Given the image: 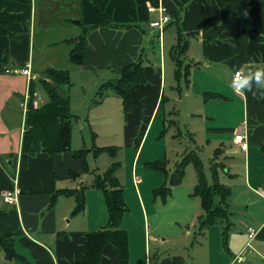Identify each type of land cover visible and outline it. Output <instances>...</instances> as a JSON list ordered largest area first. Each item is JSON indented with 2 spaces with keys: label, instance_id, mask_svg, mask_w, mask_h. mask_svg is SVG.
<instances>
[{
  "label": "crops",
  "instance_id": "obj_1",
  "mask_svg": "<svg viewBox=\"0 0 264 264\" xmlns=\"http://www.w3.org/2000/svg\"><path fill=\"white\" fill-rule=\"evenodd\" d=\"M57 1L64 2V0L53 2L57 3ZM183 1L77 0L80 17H77L79 24L76 25H81L82 33L84 25L101 23V26L91 31L84 40V64L78 67L85 71L103 73V76L107 75L103 71L112 70L111 72L115 75L119 68L141 58L147 82L137 84L132 89L141 98L143 109L132 107L126 114L125 125L126 129L134 135L137 124L145 121L139 131L137 150L141 148L147 132L150 134L162 103L165 101L166 104L171 100L179 99L182 103L179 114L175 113L177 118L169 120V123L175 126L176 124L183 125L178 123V118L183 111L190 120L184 127L193 147H196L193 150L201 151L211 145L212 152H214L211 162H219L225 170L226 176L223 177L225 179L220 181L231 190L228 197L231 232L229 231L230 240L227 247L222 248V233L219 224H214L199 234L195 233V241L200 238L204 240L200 243V246H203L201 250L195 251L196 255L194 253L187 258L182 252H175L160 257L158 253V260L155 264L245 263L248 260L246 255L251 259L254 253L259 256L264 254V95L256 89L244 90L242 95H238L231 86L230 80L231 75L237 69L244 70L246 74L264 69V0H240L243 3L242 9L225 0H189L179 24L185 34L192 31L195 33L187 37L188 47L182 55L183 76L179 81L175 78L176 65L172 58V48L176 44L177 35L176 39L172 34L168 36V44L171 46H169V55L175 68L174 82H172L170 76L173 68L165 58L166 38L164 36L160 39L159 30L150 25L158 18V12H150L148 9L150 6L158 8L162 3L171 16V22H174L175 15L178 14ZM36 3L37 0L27 3L0 0V12H7L15 18L6 26L13 36L5 34V28L0 26V58L2 59L0 75L14 74L12 69L26 67H30L31 74L37 77L36 80L44 74L35 67L32 54L35 41L34 10ZM95 7L112 22L133 26L131 28L108 27L104 25L108 20L97 14ZM166 29L167 27L164 32ZM81 34L76 37L78 38ZM73 38L62 42L71 44ZM155 40L159 41L160 57L158 60H153V56H148L146 52L154 45ZM186 69H188V74L185 73ZM18 74L27 77L22 73ZM47 79L50 80L49 77ZM29 84L26 78L25 94L15 101L22 115L17 145L19 149L14 153L15 157L10 155L7 160L8 166L0 162V229L12 236L16 252L15 258L9 261L0 249V264H72L84 258L85 235L90 231L107 226L108 210H106L105 198V204L97 200L98 204L95 208L92 203H89L87 195L85 209L81 213L71 214L70 217L60 215L57 209L58 203L62 197H65L60 195L56 200V206L49 207L41 216L39 215L36 209H42L48 205L50 194L44 195L45 198L38 205L37 195L28 194V191L51 187L53 173L50 171L54 169L56 159L69 152L55 155L39 153L36 157L30 158L28 164L20 158L24 120L28 109L23 108V101L29 91ZM167 84L170 89L169 96L166 95ZM60 87L65 90L66 85ZM57 88L60 93L59 86ZM12 96L15 97V94L13 93ZM34 99L36 107L45 104L40 102L38 96ZM8 100L6 99L5 102L7 103ZM29 101H25V106L29 104ZM240 129L246 134L248 147L245 151H241L233 141ZM8 148L9 146L0 151L1 154H7V159ZM15 158L14 180H17L22 194L17 204L10 205L2 200L1 193L12 189L15 185V182L12 183L6 176V170L9 166H13ZM62 176H65V172ZM43 181H46L47 185H44ZM63 183H66V180ZM72 183L73 188H79V182L72 181ZM179 185L172 186L173 190L179 189ZM193 190L192 192L187 191L189 194L187 196L181 195V205L192 207L193 211L189 212L188 218L179 217L180 229L172 232L173 234L170 235L172 237L184 236L189 239L192 235L190 230L183 232L179 222H191V225H195L197 221L196 208L197 204H200V198L192 195ZM70 196L73 195L67 197ZM172 198L175 199V196ZM71 204L75 207L76 201H72ZM157 215L158 212L154 209L152 219ZM233 216H238L239 223H235L236 219L234 221ZM123 220L120 227L128 232L129 264H150L148 261L150 249L146 236L148 234L150 236L154 225L151 226L149 223L148 232L144 219V236L138 241V248L134 249L130 225H125ZM220 226L223 228V225ZM249 229H253L256 234L253 239L257 248L256 252L254 250L247 252ZM160 232L164 233L162 230ZM153 239L163 244L168 238L166 236V239L156 237ZM245 252L247 254L244 256ZM238 256H242L243 260L237 261ZM250 261L248 264H254L252 260ZM118 262L117 248L112 244L107 245L103 249L101 264H118Z\"/></svg>",
  "mask_w": 264,
  "mask_h": 264
},
{
  "label": "rangeland",
  "instance_id": "obj_2",
  "mask_svg": "<svg viewBox=\"0 0 264 264\" xmlns=\"http://www.w3.org/2000/svg\"><path fill=\"white\" fill-rule=\"evenodd\" d=\"M53 1L54 0H37L35 6L34 19L36 21V26L32 52L34 65L41 73H44L48 68L68 72L70 83L66 85L65 90H62L63 87L60 86L59 89L61 95L69 98L72 112L77 116V122L74 123L73 127L71 152L56 159L57 162L54 165V169L50 171L53 173L51 175L53 176L51 177L53 179L51 182L52 185L51 187H44L42 190L83 188L85 199H87L88 195L89 203H92L93 206L97 208V200L102 204L105 203L102 192L93 187L95 176L98 174L102 175L108 170L115 169V175L123 188V197L127 205V211L123 222L125 225H130L134 249L138 248V241L143 239L145 219L148 232L149 223L151 226L154 225V230H152L150 236L149 234L146 236V241L150 249V253L148 254V261L150 264H155V261L158 260V253H160V257L175 252H182L186 257L194 255L195 251L201 250L203 246H200V243L204 241L202 238L197 241L194 240L195 233L199 234L198 216L202 214L201 204H197L198 207L196 210L198 211V216L195 225H191V222H179L183 232L187 230L191 231V237L187 239L184 236H170L173 234L172 232L180 229L178 224L179 217L185 216L188 218L189 212L191 213V211H193L192 207L188 208L187 206L181 205V195L187 196V191L189 190L192 192L198 178L197 170L194 165L188 164L185 167V174L179 185V189L173 190V187H171L176 164L182 161L184 153H191L194 151L193 148H196L195 146L193 147L189 138L190 136L186 134L184 125H187L190 120L184 115L183 111L178 118V123L183 125L179 126L176 124L175 126L169 123V120L177 118L175 117V113L178 112L179 114L182 103L179 102V99L171 100L166 104L165 101L162 103L161 110L152 128L149 127V129L151 128V132L150 134L147 132L143 144L138 151L137 140L139 131L145 124V121H140V123L137 124L134 129L135 134L132 135L130 133L131 131L125 127L127 117L124 111L122 98L112 90L104 91L106 95L102 100L98 94L103 85L118 76V72L114 75L111 72L112 70H105L103 72L107 75L103 76V73L99 74V72L96 73L92 70L85 71L83 68L72 63L69 52L73 46L62 41L72 37H74V40L77 38L76 36L78 34L82 33L81 25H76V23H74L75 20L78 19L77 17H80L77 6L78 3L77 0L57 1V3ZM171 34L174 36V39H176V23L169 25L165 32L162 33V38L164 36L166 38L165 58L168 64L173 68L170 79L174 82L175 68L169 55L170 44H168V36ZM146 52L148 56H153V60H158L160 57L159 41L155 40L154 45ZM145 64H147V62H145ZM41 75L44 76L45 74ZM32 76L37 78L36 75ZM42 76H40L38 80L34 78L36 81L32 82L35 83L36 93L34 94L38 96L40 102L46 103L48 97L41 83V79H44ZM26 78L28 82V76ZM26 78L20 74L4 73L0 75V151L9 146L8 159L6 153H0V162L7 164V166V160H9L10 155L15 157L16 155L14 153L19 149L17 145L22 125V115L15 101L25 94ZM30 84L28 85L29 91L23 101L24 109L25 107L28 108V103L25 106V101L28 102L31 99ZM169 91V85L167 84L166 95L168 96L170 95ZM13 93L15 97L12 96ZM37 96L33 95L34 98H37ZM6 99L8 100L7 103L5 102ZM33 105L36 107L35 99L33 100ZM215 147L216 146H214V148ZM80 149L86 150L84 156L86 165L89 168V173L84 169L83 160H75L74 158V153ZM198 154L202 161L206 177L211 182V157H213L214 154V152H212V146H206L204 150L198 151ZM218 164L219 179L222 181L225 179L223 177L224 175L226 176V174L219 162ZM6 171V176L13 183L16 172V158L13 162V166H9ZM64 172L65 176H62ZM71 174L75 176L72 177ZM134 174L138 175L141 179L140 183L137 185H135L133 181ZM3 176L5 178V174H3ZM64 180H66V183H63ZM40 181L42 180L40 179ZM72 181L76 183L79 182V188H73L74 185ZM142 182L144 183L141 184ZM45 183L46 181H43V184L47 185ZM46 194L48 193L32 195H37L39 199L37 204L39 205ZM61 196L65 197L59 200L57 207L58 212L60 215H68V217H70L74 209L71 203L72 201L74 202L75 199L73 196L67 197L69 195ZM172 196H175V199H173ZM197 200L199 202V199ZM56 204L57 202H55V206ZM49 207L50 202L45 208H37L36 210L41 216ZM154 209L157 210L158 215L152 219L151 215ZM233 220L235 223H239L240 221L238 216H233ZM220 225L219 228L221 233H223L222 226ZM188 227L190 228L188 229ZM161 230L164 232L163 234L160 232ZM229 231L223 235V238L224 236H228L227 245L230 240ZM166 236L168 239L163 244L158 243V241L155 242L153 239L154 237L166 239ZM221 242V246L224 249L222 237ZM205 245L206 243L204 246ZM246 248L248 249V253L253 250L256 252L255 249L257 248L255 241H250L248 239ZM246 254L245 252L244 256ZM247 258L248 260L245 263L239 264H248L251 262L250 260H252L254 264H264V254L259 256L257 253H254L251 259L250 256L246 255V259Z\"/></svg>",
  "mask_w": 264,
  "mask_h": 264
},
{
  "label": "trees",
  "instance_id": "obj_3",
  "mask_svg": "<svg viewBox=\"0 0 264 264\" xmlns=\"http://www.w3.org/2000/svg\"><path fill=\"white\" fill-rule=\"evenodd\" d=\"M16 2H30L31 0H9ZM227 3H232L242 9L243 3L240 0H225ZM189 0L181 2L178 14L173 20L177 25V41L172 48V58L176 65L175 78L177 81L183 76V59L188 47L187 37L193 35L195 32L184 33L180 29V21L183 18V10ZM95 12L101 15L108 22L104 25L111 28H131V24H116L109 20V18L101 14L95 7ZM7 12H0V26H3L4 33L13 36L6 26L14 21ZM169 22L166 26L173 24ZM101 26V23L94 25H84V30L77 39H71L72 49L70 51V59L72 63L77 66L84 64V40L87 35ZM165 27V28H166ZM0 61L2 59L0 58ZM118 76L107 82L99 90L100 99L106 95L105 92L112 90L122 98L124 111L128 114L132 107H139L141 110V98L133 92V86L137 84H145L147 79L145 77V68L141 58L136 61L119 68ZM188 74V69L185 70ZM44 79H41L42 86L48 95V101L39 106L33 105V95L35 93V83H31L30 94L31 99L28 104V109L24 120V132L21 142L20 158L25 164H28L30 158L36 157L39 153H46L49 155L61 154L71 152V140L74 123L77 121V116L73 114L69 98L59 93L57 86L68 85L70 83L69 74L67 71H58L53 68H48L44 72ZM49 77L50 80L46 78ZM47 81H46V80ZM105 91V92H104ZM86 150L80 149L74 153L75 160H83V166L87 173L89 168L85 161ZM188 164H193L197 170V184L194 187L192 195L200 198L202 207V214L198 216L199 233L204 229L214 224L223 225L222 241L224 247H227L228 236L224 233L230 230L231 222L230 207L228 197L231 190L225 184L221 183L219 179V164L211 162L212 180L207 179L203 169V164L198 154L194 150L191 153H184L182 161L176 164L174 176L172 177V186L181 184L185 167ZM220 166H222L220 164ZM115 169H111L102 175H96L93 187L100 190L105 198V203L108 210V222L105 228L90 231L85 235V253L81 261L73 262L72 264H101L103 249L109 245H114L119 254L118 264H129V238L128 232L122 229L121 223L127 211V205L124 201V192L118 178L115 175ZM74 177V174H71ZM48 193L51 195L50 207H54L55 202L60 195H73L75 197V207L72 215L81 213L85 209L86 199L84 189H63V190H30L28 194ZM22 194V191H21ZM226 241V242H225ZM0 249L5 253L6 259L11 261L15 258L16 252L14 249V239L9 234L0 229Z\"/></svg>",
  "mask_w": 264,
  "mask_h": 264
},
{
  "label": "built area",
  "instance_id": "obj_4",
  "mask_svg": "<svg viewBox=\"0 0 264 264\" xmlns=\"http://www.w3.org/2000/svg\"><path fill=\"white\" fill-rule=\"evenodd\" d=\"M150 12H158V18L156 20H153L150 25L152 28L154 29H158L159 30V37L160 39L162 38V33L164 32L165 27L169 24V22L171 21V16L169 15L167 8L165 5H163L162 3L160 4V6L158 8L152 7L150 6L148 9ZM14 74H18V73H22L24 75L28 76V84L32 81L35 80V76L31 75V70L30 67H26L23 69H12L11 70ZM236 75L237 78H239L242 75H246V72L244 70H241L240 72H234L231 75V84L233 81V76ZM35 78V79H34ZM235 92L238 95H242L244 90L241 89H234ZM36 96V94H34ZM26 108V107H25ZM234 143L236 145L239 146V148L241 149V151H245L248 147V143L246 141V134L245 132H243L241 129L235 134L234 139H233ZM133 180H134V184H138L141 179L138 175L134 174L133 176ZM15 185L12 189H8V190H4L1 193V198L2 200L10 205L13 204H17L18 203V199L21 195V189L17 184V180H14ZM256 234L255 231L253 229H249V240L252 241L255 238ZM242 261L243 257L242 256H238L237 257V261Z\"/></svg>",
  "mask_w": 264,
  "mask_h": 264
},
{
  "label": "clouds",
  "instance_id": "obj_5",
  "mask_svg": "<svg viewBox=\"0 0 264 264\" xmlns=\"http://www.w3.org/2000/svg\"><path fill=\"white\" fill-rule=\"evenodd\" d=\"M240 72V69L236 70ZM231 86L234 89L248 90L253 89L259 90L262 95H264V69H258L254 72H248L246 75H242L237 78L236 75L233 76V81ZM255 95V91L253 92Z\"/></svg>",
  "mask_w": 264,
  "mask_h": 264
},
{
  "label": "water",
  "instance_id": "obj_6",
  "mask_svg": "<svg viewBox=\"0 0 264 264\" xmlns=\"http://www.w3.org/2000/svg\"><path fill=\"white\" fill-rule=\"evenodd\" d=\"M74 23H76V24H79V20H75V22Z\"/></svg>",
  "mask_w": 264,
  "mask_h": 264
}]
</instances>
